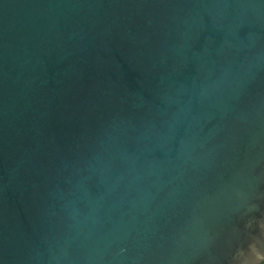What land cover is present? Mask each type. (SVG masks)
Returning a JSON list of instances; mask_svg holds the SVG:
<instances>
[{"label": "water", "instance_id": "95a60500", "mask_svg": "<svg viewBox=\"0 0 264 264\" xmlns=\"http://www.w3.org/2000/svg\"><path fill=\"white\" fill-rule=\"evenodd\" d=\"M264 0H0V264H260Z\"/></svg>", "mask_w": 264, "mask_h": 264}, {"label": "flooded vegetation", "instance_id": "af4514ba", "mask_svg": "<svg viewBox=\"0 0 264 264\" xmlns=\"http://www.w3.org/2000/svg\"><path fill=\"white\" fill-rule=\"evenodd\" d=\"M260 264H264V260Z\"/></svg>", "mask_w": 264, "mask_h": 264}]
</instances>
